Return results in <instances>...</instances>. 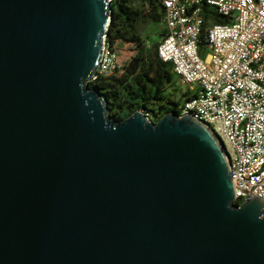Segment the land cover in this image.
Segmentation results:
<instances>
[{"label": "water", "instance_id": "95a60500", "mask_svg": "<svg viewBox=\"0 0 264 264\" xmlns=\"http://www.w3.org/2000/svg\"><path fill=\"white\" fill-rule=\"evenodd\" d=\"M111 11L0 0V264H264V199L235 202L215 132L115 120L89 85Z\"/></svg>", "mask_w": 264, "mask_h": 264}, {"label": "built area", "instance_id": "2783aa9c", "mask_svg": "<svg viewBox=\"0 0 264 264\" xmlns=\"http://www.w3.org/2000/svg\"><path fill=\"white\" fill-rule=\"evenodd\" d=\"M161 1L166 33L158 54L184 83L195 87L179 114L203 121L224 145L235 202L253 195L264 199V0ZM204 2L228 22L206 28L208 43L202 53ZM115 65L106 39L97 76L112 74Z\"/></svg>", "mask_w": 264, "mask_h": 264}, {"label": "trees", "instance_id": "16d2710c", "mask_svg": "<svg viewBox=\"0 0 264 264\" xmlns=\"http://www.w3.org/2000/svg\"><path fill=\"white\" fill-rule=\"evenodd\" d=\"M111 8L107 45L116 56V65L112 74H99L89 85L104 96L109 115L115 120H122L137 109L145 110L154 119L169 111L179 113L181 102L174 101L168 93L169 87L175 88L177 75L173 66L159 56V42L148 47L143 37L149 24L164 21L162 1L111 0ZM202 15L205 23L199 45L204 53L208 43L206 28L228 19L206 2ZM190 95L189 91L184 93L187 98Z\"/></svg>", "mask_w": 264, "mask_h": 264}, {"label": "rangeland", "instance_id": "374dc122", "mask_svg": "<svg viewBox=\"0 0 264 264\" xmlns=\"http://www.w3.org/2000/svg\"><path fill=\"white\" fill-rule=\"evenodd\" d=\"M165 33L166 27L164 22L149 24L143 33L146 45L150 47L154 42H160ZM174 85L175 88H168V93L172 94L174 101H180L181 104L187 98L184 96V93L186 91L193 93L195 90V87L193 85L184 83L178 76L176 77V82ZM150 118L154 119L152 118V115L150 116Z\"/></svg>", "mask_w": 264, "mask_h": 264}, {"label": "crops", "instance_id": "0c3cea01", "mask_svg": "<svg viewBox=\"0 0 264 264\" xmlns=\"http://www.w3.org/2000/svg\"><path fill=\"white\" fill-rule=\"evenodd\" d=\"M164 22V21H163ZM165 24V23H164ZM166 27V26H165Z\"/></svg>", "mask_w": 264, "mask_h": 264}]
</instances>
